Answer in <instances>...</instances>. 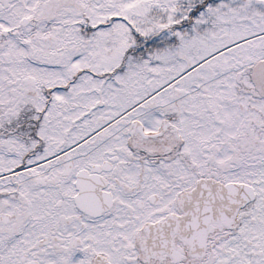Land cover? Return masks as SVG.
<instances>
[{"label": "snow or ice", "instance_id": "obj_1", "mask_svg": "<svg viewBox=\"0 0 264 264\" xmlns=\"http://www.w3.org/2000/svg\"><path fill=\"white\" fill-rule=\"evenodd\" d=\"M0 264H264V0H0Z\"/></svg>", "mask_w": 264, "mask_h": 264}]
</instances>
